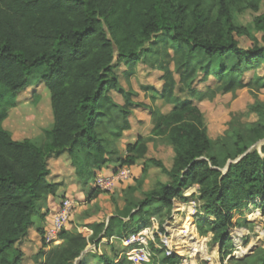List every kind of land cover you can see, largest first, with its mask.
Instances as JSON below:
<instances>
[{"label": "trees", "instance_id": "obj_1", "mask_svg": "<svg viewBox=\"0 0 264 264\" xmlns=\"http://www.w3.org/2000/svg\"><path fill=\"white\" fill-rule=\"evenodd\" d=\"M261 2L0 0V264H23L21 244L31 229L42 239V264H86L77 259L89 242L127 239L155 216L165 232L176 199L199 202L198 213L205 214L196 222L200 235L213 234L222 261L233 254L231 229L248 225L245 213L252 206L264 214V145L261 150L239 148L224 173L227 164L213 154L215 140L209 137L197 105L176 100L177 105L157 119L153 134L167 139L174 154L170 167L148 156L149 146L142 136L126 146L125 156L118 158L121 168L139 162L144 167L136 184L123 190L122 206L120 196L100 188L96 178L115 161L117 141L129 126L128 112L109 94L119 88L120 65L144 60L158 39L167 38L164 43L175 47L180 57L179 72L190 80L199 71L204 80L213 75L218 89L220 82L227 84L229 77L234 80L264 62V13L247 26L236 17L248 10L258 13ZM245 38L251 41L249 47L242 44ZM189 82H183L182 91ZM38 83L50 92L53 123L35 138L15 140L4 123L22 101L20 94ZM172 92L167 90L169 96ZM41 99L37 96V103ZM64 151L82 186H92L82 217L102 209L97 202L101 195H109L115 209L108 222L86 225L93 231L90 237L76 228L64 229L59 234L62 242L47 250L43 208L60 187L48 179V160ZM150 166L161 169L172 182L159 183L139 199L135 194L142 189ZM195 185L199 193L185 197L184 190ZM93 201L95 213L88 209ZM149 247L152 257L147 264H180L178 254L168 255L155 241L150 240ZM112 248V255H93L102 264H132L130 256H119ZM260 253L245 258L243 264H264V251Z\"/></svg>", "mask_w": 264, "mask_h": 264}, {"label": "rangeland", "instance_id": "obj_2", "mask_svg": "<svg viewBox=\"0 0 264 264\" xmlns=\"http://www.w3.org/2000/svg\"><path fill=\"white\" fill-rule=\"evenodd\" d=\"M262 13H264V0L261 2V9L258 13L248 10L245 13L237 14L236 17L241 25L247 26L253 22L255 16ZM166 40L167 38H163V41ZM242 44L245 47H249L251 41L245 38L242 39ZM138 68L136 78L133 77L131 79V86L140 88V84L149 83L156 85L161 81V71L148 72L147 66L143 63ZM125 69L126 67L122 66V70ZM34 79L36 81L38 77L35 75ZM234 80L236 83H234ZM234 80L232 76L228 78L227 84L220 82L219 86L221 87L217 89L215 99H206L202 104V109L206 114L209 134L215 139L213 154L223 164L233 161L232 157L236 155L239 148L248 146L249 149L261 150V147L264 145V62L256 69L246 70L240 77H236ZM122 82L127 84L125 79H122ZM198 86L201 87L203 84H198ZM141 90L143 92V89ZM150 95L157 96V92L151 90ZM37 96L42 98L39 103L36 101ZM20 100H22L20 104L10 111L5 126L18 134L20 138L25 136H33L35 138L41 134L43 128L53 123L50 92L45 88L44 84L38 83L21 93ZM39 115L44 116V119L41 120ZM50 119H52L51 122ZM151 156L163 160L170 167L173 160V151L169 146L165 145L162 146L160 151L152 152ZM227 158L229 159L227 160ZM225 167H223V170ZM101 200H104L103 203L107 201L113 203L109 199V196H104ZM74 201L73 222L81 227L83 225H80L81 223L77 220L78 216H83L84 211L79 209L80 204L75 199ZM181 201L180 199L174 201L172 215L164 224L165 232L161 231V219L157 216L147 226L150 238L152 237L162 249L178 254L180 256V264H243L245 258L251 255L257 256L261 251H264V214L261 209L256 206L250 207L245 213L249 222L248 225L231 229L235 250L231 256L222 261L220 244L213 240V234L209 233L207 236H201L198 231L196 222L205 217L204 213H198L200 203L191 200L185 204ZM257 202L259 203V201ZM95 204L93 201L88 205L91 213H95ZM181 204L184 206L180 208ZM103 207L104 212H101L102 216L107 215L108 211H114L115 209L114 203L112 205L104 204ZM99 213L96 212L94 215H98ZM185 222L190 223L195 228L197 235L196 239L189 240L190 243H204L205 250L203 252L193 255L187 247L179 248L185 246L181 243L188 237L185 238L183 235H180V237L174 238L172 230L173 228H181L180 231H183L186 225ZM192 238L193 236H190V239ZM167 239L169 240L168 246L163 244V241ZM239 240L241 241L240 243H238ZM102 247L103 252L108 255L113 254L114 250L112 247L118 252H121L124 248L122 242L118 240L114 241V243L102 244ZM183 249L187 250L188 254H180ZM92 254H86L85 259L101 263L99 257ZM231 257L235 259H230ZM26 259H24V264H27Z\"/></svg>", "mask_w": 264, "mask_h": 264}, {"label": "crops", "instance_id": "obj_3", "mask_svg": "<svg viewBox=\"0 0 264 264\" xmlns=\"http://www.w3.org/2000/svg\"><path fill=\"white\" fill-rule=\"evenodd\" d=\"M151 48L153 49V52L148 54V56L144 60L133 65L124 62L116 70L119 88L111 89L109 94L113 98L115 103L118 104L121 110H125L126 112H128L127 120L129 126L127 129L123 130L121 137L117 141V150L119 154L114 157L115 161L103 167L100 174L101 176L111 177L119 169H121V165L118 161V158L125 156L126 146L128 144L134 143L139 136L144 137L147 142V145L149 146V157H152V152L160 151L162 149V146H168V142L165 137L155 136L153 132L158 117L162 114L170 112L177 105L176 100H187L193 105H197L204 113L202 109L203 102L206 99L214 100L217 94V79L213 75H209L208 78L204 80L202 71H199L197 74L193 75L192 79L190 80L189 78H186L187 76H183V74L179 72L178 68L179 65L181 66L182 63L181 60H179L180 57L177 54L176 48L173 47L171 44L164 43L163 39L161 38L158 39L157 42L153 44V46H151ZM141 63L147 66L148 72L156 70L162 72L161 81L158 84L154 85L149 83H143L140 84V88L131 86V79L133 77L136 78V75L139 70L138 66ZM122 66H125L126 69L122 70ZM122 79H125L127 84H124L122 82ZM186 79L190 81V86L182 91L181 87L183 85V82H186ZM198 84H203V86L199 87ZM170 88L173 92L169 96L167 94V90H169ZM141 89H143V92ZM151 90L157 92V96L150 95ZM39 116L41 120L44 119V116ZM204 117L207 123L205 113ZM51 121L52 119H50V122ZM8 130L12 133L13 138L15 140L34 138L33 136H25L20 138L19 135L14 133L12 130ZM209 137L212 140H215L210 136V134ZM48 166L50 171V174L48 176L49 181L60 184V187L58 194L56 196H50L47 202V206L43 208V212H47V219L45 225L50 224L49 220H51L59 212L64 197H69L73 200L75 199L78 204H80L79 209L84 211L87 193L92 188V186H82L81 182L79 181L76 175L75 167L67 151L52 155L48 160ZM143 167V162H139L138 164L133 165L131 167L133 178L127 181H123L121 183H115L114 189L110 193H115L120 196V198L118 199L119 206H122L123 204V190L126 186L136 184L135 180L140 177L143 171ZM170 182H172V179L168 175L164 174L161 169L155 166H150L149 175L146 178L142 189L137 191L135 195L139 199H143L145 198L144 193L146 191L153 189L159 183L169 184ZM199 188L200 187L198 185H195L193 187L185 189L184 196L189 197L192 194H198ZM104 196L109 195H101L97 200V202L100 201L98 203L102 207L98 215H92L89 218H83L78 216L77 221L81 223L80 225H83L81 227L77 226V224L73 222L72 217L68 230L76 228L79 232H88L90 237L93 231L86 226L87 224L101 221L108 222L109 218L113 216L114 211H108L107 215L105 216H102L101 212H104V204L112 205L113 203L109 201L103 203L104 200L101 199H103ZM153 218L154 217H152L150 221H154ZM116 240L122 242L124 246L123 250L119 252V256L124 253L127 254L128 249L131 248V246L126 244L125 239L113 238L109 240L107 238H102L100 243L98 244L94 242H89L86 248V252H83L82 256L77 259V261L85 260L86 264H102L97 263L93 260L87 261L85 259L86 254L93 253L97 255H103L105 252H103L102 250V244L114 243V241ZM42 247L43 246L41 236L35 229H31L29 236L21 244V248L24 253V259L27 258V264H42L44 257L42 255H39V252ZM49 247L50 245L45 249L48 250ZM118 258L116 259V261H118Z\"/></svg>", "mask_w": 264, "mask_h": 264}, {"label": "built area", "instance_id": "obj_4", "mask_svg": "<svg viewBox=\"0 0 264 264\" xmlns=\"http://www.w3.org/2000/svg\"><path fill=\"white\" fill-rule=\"evenodd\" d=\"M132 178L133 173L131 167L124 166L111 177L99 175L96 178V184L100 188L111 192L114 189L116 182L121 183ZM74 207L75 201L71 198L65 197L62 200L59 212L51 220H49L50 224L46 225L45 238L47 244L58 245L62 242V240L59 238V234L62 230L68 229L73 217ZM148 230L149 228L146 227L139 233L131 235L129 238L125 239L126 244L131 246L127 252V255L131 257L132 264H147L152 257L149 242L150 240H155L152 237L150 238V233H148ZM168 241V239L166 241L164 240L163 244L168 246ZM158 246L162 248L160 245ZM166 252L168 255L172 254V251L166 250Z\"/></svg>", "mask_w": 264, "mask_h": 264}, {"label": "bare ground", "instance_id": "obj_5", "mask_svg": "<svg viewBox=\"0 0 264 264\" xmlns=\"http://www.w3.org/2000/svg\"><path fill=\"white\" fill-rule=\"evenodd\" d=\"M187 204V203H186ZM184 205L183 204H181L179 207L181 208V207H183ZM183 209V208H182ZM190 212V211H189ZM193 214V213H192ZM186 223V222H185ZM194 224V223H193ZM180 229L181 228H173V230H172V232H173V237L175 238V237H180V235H183V237H188V238H186V240H183L182 241V245H185V246H181V247H179V248H182V247H184V248H188V250H190L191 251V253L193 254V255H196L197 253H199V252H203L204 250H205V244L204 243H202V244H199V242L198 243H190V241L189 240H194V239H196L197 238V235H196V231H195V228L192 226V225H190V223H186V225H185V229L183 230V231H180ZM178 232V233H177ZM190 236H193V238L192 239H190ZM173 238V239H174ZM239 238V237H238ZM174 241V240H173ZM241 241L239 240L238 241V243H240ZM207 244H208V242H207ZM180 245V244H179ZM180 254H188L187 253V250H185V249H183V250H181V253ZM210 255V254H209ZM201 256V255H200ZM205 258V257H204ZM211 258V257H210ZM216 260V259H215Z\"/></svg>", "mask_w": 264, "mask_h": 264}, {"label": "water", "instance_id": "obj_6", "mask_svg": "<svg viewBox=\"0 0 264 264\" xmlns=\"http://www.w3.org/2000/svg\"><path fill=\"white\" fill-rule=\"evenodd\" d=\"M245 155V154H244ZM244 155H242L241 157H239L236 161H234V162H237V161H239ZM231 163H233V161H229L228 163H227V165H226V167H225V169H224V173L228 170V168H229V166H230V164ZM86 252V250L84 251V253Z\"/></svg>", "mask_w": 264, "mask_h": 264}]
</instances>
